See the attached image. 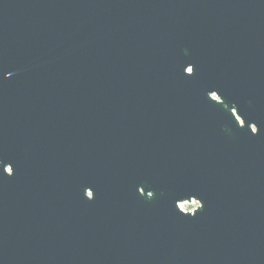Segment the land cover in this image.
<instances>
[{"label":"water","instance_id":"95a60500","mask_svg":"<svg viewBox=\"0 0 264 264\" xmlns=\"http://www.w3.org/2000/svg\"><path fill=\"white\" fill-rule=\"evenodd\" d=\"M0 264H264V0H0Z\"/></svg>","mask_w":264,"mask_h":264},{"label":"rangeland","instance_id":"374dc122","mask_svg":"<svg viewBox=\"0 0 264 264\" xmlns=\"http://www.w3.org/2000/svg\"><path fill=\"white\" fill-rule=\"evenodd\" d=\"M197 204L198 203L196 201L182 202V203L179 204V207L182 210L189 211V210L194 209L197 206Z\"/></svg>","mask_w":264,"mask_h":264},{"label":"snow or ice","instance_id":"6c2138e0","mask_svg":"<svg viewBox=\"0 0 264 264\" xmlns=\"http://www.w3.org/2000/svg\"><path fill=\"white\" fill-rule=\"evenodd\" d=\"M192 71V69H189V72H191Z\"/></svg>","mask_w":264,"mask_h":264},{"label":"built area","instance_id":"2783aa9c","mask_svg":"<svg viewBox=\"0 0 264 264\" xmlns=\"http://www.w3.org/2000/svg\"><path fill=\"white\" fill-rule=\"evenodd\" d=\"M185 211V210H184ZM190 211V210H189Z\"/></svg>","mask_w":264,"mask_h":264}]
</instances>
